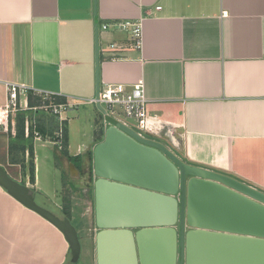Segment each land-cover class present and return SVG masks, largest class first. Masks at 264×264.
<instances>
[{
	"label": "crops",
	"instance_id": "1",
	"mask_svg": "<svg viewBox=\"0 0 264 264\" xmlns=\"http://www.w3.org/2000/svg\"><path fill=\"white\" fill-rule=\"evenodd\" d=\"M117 21L139 22L140 50L130 45L127 33L100 29ZM96 29L99 88L142 82L147 114L158 121L148 139L189 165L264 193V0H96V10L94 0H0V111L9 84L81 100L60 121L48 115L30 124L53 141L61 131V147L65 127L67 154L83 159L82 172L75 170L64 181L63 163L68 174L70 165L62 150L35 140V182L26 176V184L20 167L9 163L13 118L7 130L0 127V167L46 202L60 201L59 213L63 200L69 201L80 243L78 261L71 263L63 236L0 188V264H131L133 258L134 264H166L165 246L149 236L136 239L135 231L98 240L93 186L89 176L82 180L84 161L100 143L101 118L90 103ZM109 44L122 47L113 50ZM30 98L28 103L36 102ZM38 143L53 154L40 157ZM8 167H15L17 177Z\"/></svg>",
	"mask_w": 264,
	"mask_h": 264
},
{
	"label": "water",
	"instance_id": "2",
	"mask_svg": "<svg viewBox=\"0 0 264 264\" xmlns=\"http://www.w3.org/2000/svg\"><path fill=\"white\" fill-rule=\"evenodd\" d=\"M97 31L95 99L99 91ZM95 106L104 114L98 103ZM70 168L76 172L73 165ZM92 177L100 243L135 231L136 239L149 236L165 246L166 264H264V193L189 165L163 144L114 120L93 149ZM0 188L53 226L68 245L71 263L78 261L80 243L68 218L39 206L31 189L2 167Z\"/></svg>",
	"mask_w": 264,
	"mask_h": 264
},
{
	"label": "built area",
	"instance_id": "3",
	"mask_svg": "<svg viewBox=\"0 0 264 264\" xmlns=\"http://www.w3.org/2000/svg\"><path fill=\"white\" fill-rule=\"evenodd\" d=\"M225 15L226 14L224 13V16ZM111 27L116 31L127 33L130 45L135 49L140 50L142 45V35L138 21H117L112 25L103 24L100 29L106 31ZM108 47L116 50L122 46L109 44ZM7 92V102L4 108L0 111V127L7 130L10 117H14L19 111L24 112V136L25 138H28V136H30V131L32 132V135H34V140L36 141H45V138L36 131L35 127L31 128V124L28 122V111H41L42 113L57 118L60 121L63 119L62 116L64 114L78 109L82 102L73 97H61L60 95L47 91H39L25 85L9 84L7 86ZM29 96L36 99L37 105L29 106ZM90 103L94 105L98 103L104 111V114H102L103 130L111 124L106 120L107 118H111L130 129L132 128L128 121L134 123L137 129L135 132L141 137L145 136L143 134L147 135L157 128L158 121L155 117H149L147 114V101L143 94V84L141 81L130 87L123 84L103 85L99 88L98 98H93ZM11 124L12 134L14 135V122H11ZM60 136L61 131L56 134V139L54 140L55 145H57L59 149H61ZM47 140L48 139L46 138V141Z\"/></svg>",
	"mask_w": 264,
	"mask_h": 264
},
{
	"label": "trees",
	"instance_id": "4",
	"mask_svg": "<svg viewBox=\"0 0 264 264\" xmlns=\"http://www.w3.org/2000/svg\"><path fill=\"white\" fill-rule=\"evenodd\" d=\"M29 99L30 96H29ZM62 101V99H61ZM34 102H29L30 106H34ZM24 120H25V113H17L15 118V136L11 137L10 143H9V163L18 165L21 169V173L23 178L26 177V168H28V180L31 185L35 182V173H34V157H33V135H30L29 138H24ZM10 129V127H9ZM37 131L44 136V132L41 127H36ZM10 132V131H9ZM32 134V132H31ZM32 136V137H31ZM103 136V127L100 125L99 132H98V142L102 141ZM66 146H67V132L66 128L63 127L62 129V154L67 159V162L69 165H73L75 170L79 171V173L83 170V159L82 157L75 156L71 157L66 152ZM27 151V159L25 158V152ZM88 176H89V182L92 183V157L89 154L88 157ZM24 184V182H22ZM69 201L63 200V210L61 213V218L66 217L70 219L69 215V207L68 204Z\"/></svg>",
	"mask_w": 264,
	"mask_h": 264
},
{
	"label": "rangeland",
	"instance_id": "5",
	"mask_svg": "<svg viewBox=\"0 0 264 264\" xmlns=\"http://www.w3.org/2000/svg\"><path fill=\"white\" fill-rule=\"evenodd\" d=\"M35 104H33L34 106L35 105H37V103L36 102H34ZM18 113V112H17ZM16 113V114H17ZM19 113H23V112H21V111H19ZM16 114L14 115V117H10V119L9 120H11V118H13L12 120H14V122H15V118H16ZM97 115H99V117L101 118V119H99L98 118V121L96 122V124H98V126L99 125H101V123H102V121L101 120H103V116H102V114L99 112H97L96 113ZM27 116H28V122H29V124L31 123V124H37V120H39L40 118H41V120H42V118L43 119H45V118H47V117H49L48 115H46V114H44V113H42L41 111H37V110H35V111H33V110H31V111H28L27 112ZM96 117V116H95ZM98 117V116H97ZM108 122H110L111 123V118H107L106 119ZM128 123H129V125H130V127L134 130V131H137V129H136V127H135V125H134V123H131L130 121H128ZM30 128V127H29ZM15 132L16 131H14V134H15ZM29 133H30V135H32L31 134V132L29 131ZM143 135H145L144 137H149L148 135H146V134H143ZM15 136V135H14ZM14 136H12V137H14ZM32 137V136H31ZM28 138H29V136H28ZM32 140L35 142V140H34V135H33V137H32ZM45 141H46V138H45ZM44 140L43 141H38V142H45ZM47 142H49V143H52V142H54L53 141V139L49 136L48 137V140H47ZM44 147V148H43ZM48 148V149H47ZM37 152H38V154H39V156L40 157H42L45 153H48L49 155H52L53 154V152H52V150H51V147H48L47 145H41V143H38V147H37ZM27 159V158H26ZM60 162H61V160H60ZM66 165L67 164H65V162L63 163V167H64V176H65V178H67V180H65L64 179V181H68V180H71L72 179V177L70 176L71 175V168H70V166H69V170H70V174H68V169L66 168ZM52 166H50V163H46V165H45V168H51ZM88 168H89V164H88V162H87V160H85L84 161V171H85V176L83 177V181L84 182H86V181H88ZM73 174H76L74 171H73ZM26 176H28L27 174H26ZM45 176H50V174H47V175H45ZM52 177H51V179H53L54 178V181L56 182V186L58 187V185H60V181L58 180V177L57 176H55V174H52L51 175ZM82 178V177H81ZM23 181H25V183L27 184V179H26V177L25 178H23ZM41 181L44 183V181H45V177H44V175H42V172H41ZM62 182V181H61ZM28 186V185H27ZM32 192V191H31ZM32 194H33V196H34V200H35V202L39 205V206H41V207H43V208H45V209H47V210H49L50 212H52V213H54L56 216H59V217H61L62 215H61V213H59L58 212V210H57V208H56V204L57 205H59V202L56 200V199H54V198H50L49 199V201L48 202H46L45 200H44V196L42 195V194H37V193H34V192H32ZM64 197V196H63ZM90 199H91V201L93 200V195H92V193L90 194ZM71 224L72 225H74L75 226V228H76V223L74 222V221H72L71 222Z\"/></svg>",
	"mask_w": 264,
	"mask_h": 264
},
{
	"label": "bare ground",
	"instance_id": "6",
	"mask_svg": "<svg viewBox=\"0 0 264 264\" xmlns=\"http://www.w3.org/2000/svg\"><path fill=\"white\" fill-rule=\"evenodd\" d=\"M61 142V141H60ZM8 172L13 176V177H17V174L15 172V167H8Z\"/></svg>",
	"mask_w": 264,
	"mask_h": 264
}]
</instances>
